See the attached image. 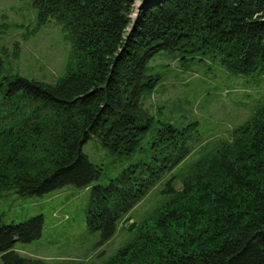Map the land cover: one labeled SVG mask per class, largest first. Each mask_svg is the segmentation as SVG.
<instances>
[{"label": "trees", "instance_id": "16d2710c", "mask_svg": "<svg viewBox=\"0 0 264 264\" xmlns=\"http://www.w3.org/2000/svg\"><path fill=\"white\" fill-rule=\"evenodd\" d=\"M31 4L38 25H61L70 61L47 82L12 72L0 56V195L90 187L87 224L108 238L164 178L150 219L102 264H264V102L212 142L196 121H155L144 102L162 81L155 57L264 75V0ZM90 138L129 162L106 182L82 151ZM42 221L0 217L1 264H47L14 249L39 237Z\"/></svg>", "mask_w": 264, "mask_h": 264}, {"label": "rangeland", "instance_id": "374dc122", "mask_svg": "<svg viewBox=\"0 0 264 264\" xmlns=\"http://www.w3.org/2000/svg\"><path fill=\"white\" fill-rule=\"evenodd\" d=\"M140 4L141 0H134L135 8ZM0 56L12 72L52 82L64 73L70 61V45L61 25L53 20L37 24L31 0H0ZM151 63L162 74V81L146 97L145 106L155 121L175 126L196 121L201 140L211 138L212 142L227 137L252 108L264 102V75H240L218 67H183L168 57H155ZM198 150L185 161L197 158ZM82 151L101 167L103 182L129 163L94 138L87 140ZM163 181L142 197L108 238L87 224L90 187L65 185L34 196L5 192L0 195V217L3 223H17L42 215L39 237L14 243V249L23 255L47 264H102L131 242L139 227L150 219L163 200L159 192ZM180 184L176 181L174 187L180 188Z\"/></svg>", "mask_w": 264, "mask_h": 264}]
</instances>
